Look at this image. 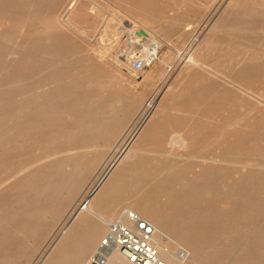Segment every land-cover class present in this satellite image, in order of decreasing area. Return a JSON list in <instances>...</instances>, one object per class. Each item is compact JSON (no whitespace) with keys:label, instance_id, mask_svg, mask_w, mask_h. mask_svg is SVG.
I'll return each instance as SVG.
<instances>
[{"label":"bare ground","instance_id":"obj_1","mask_svg":"<svg viewBox=\"0 0 264 264\" xmlns=\"http://www.w3.org/2000/svg\"><path fill=\"white\" fill-rule=\"evenodd\" d=\"M29 1V4L31 3L30 5L32 6L34 1ZM249 1L234 0V4L236 3L237 7L239 6L238 3L244 6ZM256 1L252 0L251 2ZM7 2L9 3V1ZM1 7L4 6L1 5ZM6 10L8 8L5 10L0 8V56H8L12 59L18 58L20 62L17 64L9 60L10 63L8 64L0 63V152H5L11 142L5 136L4 129L6 128L4 126L8 125V119L13 111L22 112L23 121L26 123L24 126L26 134H23V140L31 139L32 141L40 142L36 134L42 133L45 130H47V134L49 135L48 138H56L57 135L63 134L71 135L74 132H85L93 136V141H98L103 136H110V138L112 135L116 136L121 131L123 122L126 123L128 121L126 118H129L128 116L132 111L138 107L136 105L138 101H135V104L133 103V100L137 96L133 98V102L125 99L128 105L122 107V104H120L123 101L122 97L117 95L119 91L110 89L112 86L108 87L109 82L100 79L99 69L97 67L95 69L86 67L85 60H83L85 65L77 63L74 67L75 70H71L72 74H66L69 78L67 88H62L61 86L65 75L59 71L45 73L37 83H31L28 81L31 77H35L37 73L43 72V70L47 71L50 66L49 64H51H47L46 59H48V55L58 53L60 46L53 47L55 41L53 43L48 42V46L45 42L43 43L36 30L37 27L36 29L33 28L35 21L33 18L36 16L34 9L25 14L27 18L25 17L23 22L22 11L15 18L14 16L9 17L5 13ZM256 11L251 7L249 8V6L247 8L240 7L239 9L232 8V10H226L227 16L230 14L229 19L232 21L237 20L239 23L241 20L246 19L235 17V12L240 15L243 13L253 14ZM259 11L263 12L262 10ZM5 14L7 15L5 16ZM8 21L16 22L13 24L19 33L17 35L20 36V39L13 44L11 41L14 40L9 39L11 33L6 30V27L2 29L9 23ZM135 21L137 20L135 19ZM65 22L71 23L68 18L65 19ZM120 22L118 23L120 24ZM145 28H137L135 24L131 23L128 25L121 24V29L126 30L129 34L128 39H131L129 41L133 40L140 46L145 45L146 51L150 45L147 46V42H151L153 47L151 50L155 53L162 48V45L154 37V31ZM140 29L144 30L145 33L140 32ZM170 35L172 36V34ZM76 39L78 40L79 38L76 37ZM229 40L231 41V39ZM210 42V39H205L196 49H192L188 53L186 52L187 54L184 56H182V51H180L179 56L181 55L184 60L182 64L184 66L180 72L182 75L181 82H189L190 79L192 80V77L197 76V74L190 76V72L193 68L202 65V61L197 54L203 53L208 48ZM77 46L80 47V45L77 43L76 50ZM146 53L144 54L145 59L148 54ZM73 54L75 55V53ZM246 57L245 54L241 59L243 63L241 67L242 71L238 70L240 72L239 75V72H235L237 74H235L236 78H233V81H231L237 87H242L240 83L250 86L252 80H255L252 79L253 73H251L252 68L250 64L247 65L245 62ZM254 57L256 60L259 59V55L257 54ZM262 58L261 60H263ZM2 59L4 60L3 57ZM250 59L251 57L246 58V60ZM72 60L70 61L72 62ZM261 60L257 62H261ZM73 62L75 61L73 60ZM256 75H258V72ZM248 77L250 79L247 82ZM84 83L93 86L94 89L91 90L90 87V92L86 90L82 91L85 88L81 89L79 87ZM149 84L151 83L149 82ZM106 92L111 95L106 96ZM112 93L114 94L112 95ZM200 93L202 92L200 91ZM189 96V93L183 95L186 99H192ZM173 97L176 96L174 95ZM195 97L193 100H197L198 96ZM62 100L66 102L62 103ZM175 103L178 102L175 100ZM148 105L152 107L146 116L145 113L144 117H141L142 119L139 118L141 122L137 127L135 135L132 137H135L132 144L124 147L116 156L110 169L105 173L97 186L87 193L78 209H75L76 212L69 220V224H66L65 230L54 238L50 249L43 257L41 256L42 259L37 263L90 264L96 254L101 253L107 258L105 264H130L117 247H100L102 238L108 232L109 224L114 219H120L129 225L132 224L126 213L130 209L136 211L154 225L153 240L165 264H264V195H262V192H264V177L260 174L250 175L242 172L238 176L237 181L231 182V174H229L228 169L223 167L224 163L217 161L218 159L221 161L227 159L234 153H249L250 150L245 145L246 135L242 134L236 141L230 137V140L223 139L218 146L219 151L211 153L212 156H209V158L203 157L207 158V160L196 163L195 166L197 167L186 165L175 168L173 163L167 160L159 161V159L158 161H154L149 155L151 153L149 152L150 149L154 148L155 141L159 139L160 135H163L169 126V123L162 119L165 111V94H161L158 101L153 105L151 104V100H149ZM57 120H67L69 124L65 128L63 124L57 125ZM193 128L194 126L189 124L180 130L173 128L171 130L173 132L172 136L169 137L168 141L186 140L189 142L187 147L192 148L196 146L201 139L194 133ZM138 141L140 142L139 145L137 144ZM142 149H146V152ZM55 153V151H52L42 155L36 154L33 155L35 157L31 160L27 158L22 160L23 156H20L19 159L21 160L17 162L18 169L13 173L15 175L21 171H28L33 165L39 164L36 169L32 170V173L36 172V175L29 184V190L33 192V197L38 203L33 208L23 211V214L27 215V219H22L21 222L17 221L10 225V230L21 234L22 239L39 238V243H36L37 241L34 239L31 240L32 245L29 248L24 245L25 248L22 250V261L20 264L29 263L28 260L32 259L35 254L34 251L39 247L38 245H40L42 239L44 240L49 236V232L52 229V221L46 218L57 219L58 215L63 213L64 216L66 215V219H68V216L71 215L69 214L68 206L75 196L77 197L78 192L80 193V188L86 176H88L86 175L87 173H76V170L84 168L86 165L93 168L100 159L96 155H82L83 153L81 154V152L77 155L71 152L63 153L60 155L61 158L56 160L58 162L53 169L43 168L42 165L46 161L53 160L52 157ZM176 154L178 155V153ZM1 160L7 161V157H1L0 162ZM225 161L230 162V160ZM244 161L245 164L248 163L246 160ZM259 166H264V164H259ZM8 177L1 179L0 185L6 184V180H9ZM19 177L21 178V176ZM220 196L233 197L232 200L234 202L232 201L233 203H231L232 207L227 210H220L210 206L212 199L215 200L216 198H220ZM246 210L247 214L245 219H243ZM29 218L30 223L28 221ZM45 219L46 221H50L44 222ZM48 239L51 240L52 236L50 235ZM8 242H10L9 236L3 238V241L0 238V246H3L4 243L6 244H4V249L0 250V264H12V261L15 263L18 261L13 259V252ZM21 243L27 242L21 241ZM179 245L185 247L187 254L184 258H180L177 254Z\"/></svg>","mask_w":264,"mask_h":264},{"label":"rangeland","instance_id":"obj_2","mask_svg":"<svg viewBox=\"0 0 264 264\" xmlns=\"http://www.w3.org/2000/svg\"><path fill=\"white\" fill-rule=\"evenodd\" d=\"M7 1H9V3ZM33 1L34 4L31 6L29 0H0V8L3 10L8 8L5 13H7L9 17L14 16L17 18L19 12L22 11V22L25 17L27 18L25 14L34 9L36 16L33 19L36 22L33 20V28L36 29L37 27L36 30L43 43L45 42L48 46V42L53 43L55 41L53 47L60 46L58 53H51L50 55L53 56L48 55V59H46L47 64H51H49L50 66L48 65V69L46 68L47 71L43 70V72H39L41 74L37 73L35 77H31L28 81L37 83L45 73L59 71L65 75L61 86L62 88H67L69 78L66 74L69 73V75H71V70H75V65L77 63L84 64L83 60H85L86 65H84L86 67L94 69L97 67L100 70H98L100 79L108 81V87H113L110 89L119 91L117 95L122 97L123 101L120 102L122 107L128 105L125 99L132 101L136 96V99L132 102L135 104V101H138L136 102L138 107L132 111L128 116L129 118H126L128 121L126 123L123 122L122 129L116 136L112 135L111 138L110 136H103L98 141H93V136L85 132H74V134L72 133L71 135L63 134L57 135L56 138H48L49 135L47 134V130L36 134L40 142L32 141L31 139L23 140L22 136L26 134V129L24 128L26 123L23 121L22 112L13 111L8 119V125L4 126V128H6L4 129L5 136L8 140L10 139L11 142L5 152H0V158L7 157V161L1 160L0 162V180L7 176H9L8 178L10 180H6V184L0 185V238L3 241V238L9 236L10 242H8V244L13 252V259H16L15 261L18 260L16 262L17 264H20L22 261V250L25 246L27 248L31 247V240L34 239L37 241L36 243H39V238L36 239V237H31V239L28 240L27 238L22 239L21 234L10 230L11 224L17 221L21 222L22 219L28 218L27 215L23 214L24 210L31 209L38 203L33 197V192L29 190V184L36 175V172L32 173V170L36 169L39 164L33 165L28 171H21L22 173L20 172L14 175V171L16 172L18 169L17 162L25 158L31 160L35 157L33 155L36 154L42 155L47 152L55 151L56 153L52 157L53 160L46 161L44 165H42L43 168L53 169L58 162L56 160L60 159V155L63 153L71 152L77 155L81 152V154L83 153L82 155L88 156L91 154L100 157L95 167L90 168L86 165L84 168L76 170V173H87L86 175L88 176H86L80 188V193L78 192L77 197L75 196L72 200L73 202L71 201L68 206L69 214H71L68 216L69 218L66 219V215L64 216L63 213L58 215L57 219L46 218L52 221L53 230L51 229L49 232V236L51 235L52 239H48L49 236L44 240L42 239L40 245H38L39 247L34 251L35 254L32 259L28 260L29 263L26 262V264H38L43 255L50 249L54 238L65 230L67 227L66 224H69V220L74 216L83 198L97 186L123 148L132 144L135 138L132 137L135 135L137 127L141 122L139 118H143L145 113L146 116L152 107L148 105L149 100H151V104L153 105L163 93L165 94V111L162 119L167 121L169 126L163 135H160L159 139L155 141L154 148H152L153 150L150 149L149 151L147 149L151 152L149 154L151 156L150 158L154 161H158V159L159 161L167 160L173 163L175 168L186 165L195 166L196 163L203 162L207 160L209 156H212L211 153H217L219 151L218 146L223 139L230 140L231 138L236 141L244 134L246 135L245 145L250 152L247 154L234 153L227 159L222 161L218 159L217 161L224 163L223 167L227 168L229 174H231V182L237 181L238 176H240L242 172L250 175L260 174L264 177V166H259V164H264V0H257L256 2H251L252 0H250L248 4L244 6L238 3V7L236 3L234 4V0ZM72 2L73 4L71 5ZM1 5L4 7H1ZM246 6L257 10L255 12L256 14L243 13L239 15V13L235 12V17L246 19L243 21L241 20L240 23L237 20L232 21L229 19L230 14L227 16V9L247 8ZM7 14H5V16ZM60 16L64 17V20ZM259 16L260 18H258ZM66 18L71 21L70 24L65 22ZM135 19L137 21H135ZM119 21H121L120 24L118 23ZM8 22L9 23L2 29L6 27V30L11 33L9 39L14 40L11 41L13 44L20 39V36L17 35L19 33L13 24L15 21ZM129 23L135 24L137 28L146 27L145 29L153 30V34H155L154 37L160 41L162 48L154 53V51L151 50L153 49L151 42H147V46L150 45L146 51L145 45L140 46L133 40L129 41L131 40L130 38L128 39L129 34L126 30L121 29V24L128 25ZM170 34H172V36ZM73 35L79 39L77 40ZM207 38L211 41L208 48L203 53L197 54L202 61V65L193 68L190 72V76L193 74V76L196 74L197 76L192 77V80L190 79L189 82H181L182 75L180 72L183 69L184 65L182 66V64L184 60L181 55L179 56L180 51H182V56H184L192 49H196V47ZM229 39H231V41ZM77 43L80 47L77 46L78 48L76 50ZM68 47L70 48L69 53ZM144 51L148 53L145 52L147 57L150 55L153 56L152 61L142 70H134L130 66L131 59L136 56L144 57ZM73 53H75V55ZM245 54L248 58L251 57L250 60L252 61L246 60V57L245 62L247 65L250 64L252 68L251 73H253V75L250 74L253 76L252 79L255 80H252V84H250L251 87L248 85L246 86V84L242 85L241 83L240 85L242 87H237L233 85L231 81H233V78H236V73L242 71L241 67L243 63L241 59ZM256 54L259 55V59L257 60L254 59ZM236 55L239 58H237ZM0 57V63L8 64L10 63L9 60L17 64L20 62L18 58L12 59L8 56ZM261 57H263V60H261ZM72 59L75 62H73ZM70 60H72L73 63ZM258 60H261V62H257ZM53 63L54 65H52ZM255 72H258V75H256ZM239 74L240 72L238 75ZM249 79L250 77H248L246 81L248 82ZM149 82L151 84H149ZM236 84L238 83L236 82ZM83 85L79 87L81 89L85 88L82 91L86 90L90 92V87L91 90L94 89L91 85L85 83ZM213 86L218 88L216 89V87ZM200 91L203 94L200 93ZM186 93H189V97L192 99L184 98L183 95ZM105 94L106 96L111 95L107 92ZM113 94L114 93H112V95ZM173 94L176 97H173ZM227 94L228 96H226ZM195 96L198 97L196 98ZM194 97L197 100H193ZM175 100L178 103H175ZM64 102L62 100V103ZM14 107H16V105H14ZM126 120L124 119V121ZM56 123L57 125L63 124L66 128L69 121L57 120ZM188 124L194 126V133L201 139L198 142L200 145L197 143L196 146L189 148L187 147L189 142L186 140L168 141L169 137L172 136L171 134L173 132L171 130L173 128L175 130H180ZM19 134L22 135L20 136ZM38 144L41 146L39 145L37 147ZM137 144L139 145L140 142L138 141ZM53 147L55 148L53 149ZM142 150L146 152V149ZM176 153H178V155ZM186 155H189V157L187 158ZM20 156L23 157L19 159ZM55 156L57 157L54 158ZM243 158L248 162V165L244 163V160L242 161ZM225 160H230V162H226ZM231 172H234V175ZM19 176H21V178ZM262 195H264V192H262ZM232 199L233 197L230 196H220V198H216L215 200L212 199L210 206L214 209L227 210L232 207L231 203L234 202ZM246 214L247 210L244 213L245 216H243V219H245ZM46 219L44 222L50 221H46ZM29 220L30 218L28 221ZM62 220L65 221L63 222ZM21 241L27 243H21ZM4 244L0 246V250L4 249L6 245ZM179 246L177 248L178 255L181 250H185L183 245ZM14 263L15 262L12 261V264Z\"/></svg>","mask_w":264,"mask_h":264},{"label":"built area","instance_id":"obj_3","mask_svg":"<svg viewBox=\"0 0 264 264\" xmlns=\"http://www.w3.org/2000/svg\"><path fill=\"white\" fill-rule=\"evenodd\" d=\"M153 59L148 56H136L131 59L130 66L134 70H142ZM131 225L120 219H114L109 224L106 235L102 238L101 248L117 247L130 264H165L159 249L153 240L154 225L134 210H127ZM186 251L181 250L179 257H186ZM107 258L98 253L90 264H105Z\"/></svg>","mask_w":264,"mask_h":264},{"label":"water","instance_id":"obj_4","mask_svg":"<svg viewBox=\"0 0 264 264\" xmlns=\"http://www.w3.org/2000/svg\"><path fill=\"white\" fill-rule=\"evenodd\" d=\"M139 31L142 32V33H145L144 30H142V29H140Z\"/></svg>","mask_w":264,"mask_h":264}]
</instances>
